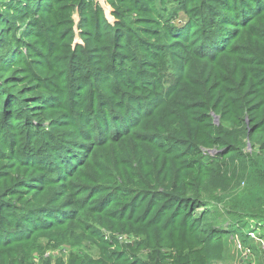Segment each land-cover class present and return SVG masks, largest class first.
<instances>
[{
	"label": "trees",
	"instance_id": "trees-1",
	"mask_svg": "<svg viewBox=\"0 0 264 264\" xmlns=\"http://www.w3.org/2000/svg\"><path fill=\"white\" fill-rule=\"evenodd\" d=\"M104 2L0 0V264H212L264 229V0Z\"/></svg>",
	"mask_w": 264,
	"mask_h": 264
},
{
	"label": "rangeland",
	"instance_id": "rangeland-1",
	"mask_svg": "<svg viewBox=\"0 0 264 264\" xmlns=\"http://www.w3.org/2000/svg\"><path fill=\"white\" fill-rule=\"evenodd\" d=\"M99 1H101V4L105 7L104 0H99ZM78 43H80V39L76 37L73 44L75 45ZM249 147L250 146L248 145V148L246 151L250 153L251 148ZM31 196H32V201L36 205H40L42 202L45 203L46 201L47 202L49 201L50 193H44L42 195H36V196L31 194ZM85 197L86 195L84 192L80 193V199L83 200ZM82 200H79V201H82ZM87 204H89L88 206H91L93 205V201H91L88 198ZM84 220L91 221V218L87 214ZM101 233L103 234L104 237L103 236L102 237L105 241L111 239V237L113 238L116 237L117 239L119 238L123 240V242L121 243H131L133 240H135L133 237L120 236V235H117L115 233H111L105 230H101ZM262 236H264V230L262 232ZM223 239H224L223 249L216 254V258L212 261V264H264L261 259L257 244H255L257 242L248 240V242L246 241V244H244V246L248 248L250 252L252 253L250 261L247 262L244 258H242L240 251L236 246L237 241H239L236 234H234L231 237L226 236ZM31 243H47L44 232L37 234ZM59 251H61V254L67 255V253L69 252V248L67 246H62L61 248L58 249V251L56 250V251L46 252L45 256L50 255V254L59 255Z\"/></svg>",
	"mask_w": 264,
	"mask_h": 264
},
{
	"label": "built area",
	"instance_id": "built-area-1",
	"mask_svg": "<svg viewBox=\"0 0 264 264\" xmlns=\"http://www.w3.org/2000/svg\"><path fill=\"white\" fill-rule=\"evenodd\" d=\"M248 236L249 240L257 242L255 244H257L261 259L264 263V236H262L261 231L257 228L250 230ZM236 246L239 249L242 258L249 262L252 256L250 250L246 248L243 243L241 244L239 241H237Z\"/></svg>",
	"mask_w": 264,
	"mask_h": 264
},
{
	"label": "water",
	"instance_id": "water-1",
	"mask_svg": "<svg viewBox=\"0 0 264 264\" xmlns=\"http://www.w3.org/2000/svg\"><path fill=\"white\" fill-rule=\"evenodd\" d=\"M215 122L217 123L218 122V119H215ZM250 148V147H249Z\"/></svg>",
	"mask_w": 264,
	"mask_h": 264
}]
</instances>
